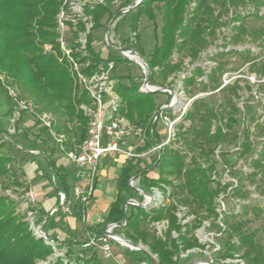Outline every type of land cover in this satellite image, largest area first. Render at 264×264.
Returning <instances> with one entry per match:
<instances>
[{
  "label": "trees",
  "instance_id": "obj_1",
  "mask_svg": "<svg viewBox=\"0 0 264 264\" xmlns=\"http://www.w3.org/2000/svg\"><path fill=\"white\" fill-rule=\"evenodd\" d=\"M65 1L0 0V75L6 77L19 93L40 111L52 115L56 123L55 130L67 136V145L71 147L72 141L79 144L86 139L88 117L79 106L89 104L90 99L76 84L70 66L65 61L57 60V16L62 7L66 8ZM114 1L103 0L84 4L82 15L92 24V28L100 27L104 18L106 21L119 18L116 29L127 13H131L132 31L137 29L141 16L151 23L155 34V44L151 52L146 54L137 42L135 44L136 50L147 64V81L152 86L172 87L174 77L183 70L184 59L194 63L209 44L215 41L220 42L218 49L225 46L223 41H230L231 38L232 43L250 38L249 42H257L264 47V23L257 31L247 30L245 24L246 19L253 16L264 22V0H142L133 10L126 13H121V9L129 4L125 1L113 10ZM156 12L160 15V27L157 25ZM85 22L81 18H78L75 24L68 22L73 42L80 32L85 31ZM138 37L135 34V39L138 40ZM92 42L88 32L85 36L86 56L81 58L82 62H90L89 66L83 69L87 76L92 75L99 65L104 63L99 54L94 52ZM127 42L128 40L124 43ZM45 44L52 46L51 52H44ZM225 48L219 51L216 49L210 56V52H207V57L215 66L208 71H204L200 66L193 67L189 73H185L181 85L183 90L189 93L188 88L204 77L205 80L198 83L201 92H229L226 99V107L229 110L224 108V112L228 115L230 126V123L234 122L233 115L238 111L234 100L238 97L240 86L239 80H235L231 85L221 87V78L226 73V68L219 60L230 54L237 55L245 63H251L253 71L256 58L249 49L240 52ZM129 49L131 48H124ZM174 55L177 56L176 59ZM259 76L264 77V66L259 69ZM113 88L120 100L118 113L130 124L144 130L147 141L137 151H146L154 142H160L155 130L156 122L151 119L154 111L159 108L155 107L151 100V95L157 92L142 93L138 87L119 81L114 83ZM0 92H3L1 85ZM164 94L170 97L167 93ZM5 99L10 105L6 94ZM221 119L219 107L209 106L202 99L192 100L181 116L183 123L176 128L172 138L175 142L170 140L162 146L152 164L136 171L142 161L125 157L116 181L117 198L111 204L103 223L95 227H85V230L91 233L89 239L77 242L70 239L57 240L46 235V240L65 248L67 259L71 261L64 263L61 259H56L48 264H103L94 251V246L89 243L92 239L103 236L107 224L122 221H125V225L116 231L133 244L145 247L155 256L158 264H190L192 253L184 259H181L179 254L192 249H205L194 236L195 229L204 221H209L210 228L216 233L225 235L221 246L223 251L219 254L221 260L239 259L243 264H264V247L257 238L258 230L244 229L246 222H250V217L257 218L262 209L249 203L240 207V213L217 212V198L220 196L228 195L244 200L249 193L243 190V181L247 176L242 173L234 186L223 184L214 177V151L225 141ZM185 122L187 125H184ZM26 135L27 133L23 134ZM243 135L238 155L248 158L246 163L251 170L248 176L259 177V181H264V143L255 156H249L253 151L249 130L246 129ZM45 140L52 141L47 131L41 128L28 148L40 151L42 160L37 163L41 172L53 184L54 192L64 195L66 204L71 194L69 173L64 166L56 164L53 154L57 149L53 144L47 148ZM175 143H181V146L173 147ZM9 161L8 157L0 156V178L9 172ZM151 166L157 170V178H147L146 170ZM138 174H141L137 183L139 189L150 193L151 188H157L163 198L169 200L168 203L149 208L126 205L129 198L136 199L139 203L143 201V196L129 185L130 179ZM25 191L27 192V189ZM16 205L17 203L8 196L0 195V264H36L51 255L53 249L45 243V239L33 235L29 223L25 221V214L16 213ZM56 207L58 210L61 208L59 196ZM179 207L187 210L185 215L194 216L192 221L181 224L176 214ZM83 209V205L79 203L73 209L78 220L82 218ZM44 217L34 220V225H41L40 229L45 233L49 217L47 214ZM164 220L167 221V227L161 234L150 227ZM217 220L222 226L218 225ZM172 232L176 237L172 236ZM128 254L136 261L153 264L143 251L132 250Z\"/></svg>",
  "mask_w": 264,
  "mask_h": 264
},
{
  "label": "rangeland",
  "instance_id": "obj_2",
  "mask_svg": "<svg viewBox=\"0 0 264 264\" xmlns=\"http://www.w3.org/2000/svg\"><path fill=\"white\" fill-rule=\"evenodd\" d=\"M97 1L100 2L103 0H67V6L69 7L67 14L69 18L73 19L72 23L75 24L78 18H81L83 21H86L85 31L80 32L75 41H85V36L89 32L93 39L92 47L94 52L99 54L100 58L104 60V63L108 60L114 61V68L111 71L112 81L114 83L116 81H119L120 83H123L125 85L131 84L134 87H138V89H140L143 85L144 77L139 66L133 61L123 59L118 51H116L113 47H110L107 44L106 40L108 39L110 41V44H112V46L114 47H118L121 49L130 47L131 49L129 50L137 52V54L140 56V54L136 50L135 43L137 42L138 45H140V47L144 50V52L146 54H149L155 44V34L153 33L151 23L148 22L144 16H141L139 18L137 29L135 31H132L130 30L131 13H127L122 19L121 23L117 25L116 29L115 25L119 18L114 21H106L104 18L101 22L102 25L100 27L92 28V24L88 22L86 20L87 18L83 17L82 15V7L84 6V4H92ZM125 1L129 4L128 7H131L136 3L137 0H115L113 10H115L120 4ZM156 21L158 27H160V15L157 12ZM263 23L264 22L256 19L254 16L249 17L245 21L247 30L252 31H257L258 28L263 25ZM71 33L72 30L69 26L68 30L66 31V40L70 47L71 45L75 44V42L71 40ZM135 34L139 36L138 40L137 38L135 39ZM157 36H159V33H157ZM220 37L221 35H219V38ZM126 40H128V42L124 43ZM249 41L250 38H247L246 41L232 43L231 38L230 41H223L224 43H226L225 46H221L219 48L221 49L223 47H226L225 49L240 52L249 49L251 54L256 58V61L253 64V71H251V63H245L237 55L234 56L230 54L219 60L221 63L225 64L226 68V73L221 78L222 85H224V83H226V85H231L235 80H239L238 85L240 86V88L238 89V97L234 100L238 111L233 115L232 119H234V122L230 123V126H228V115H226L224 112V108H226V110H229L228 107H226V99L229 92H201V86L198 83L200 80H205L204 77L199 78L196 84L188 88V91H190L189 93L183 90L181 85V81L185 77V73H189V70H191L193 67L200 66L204 71H208V69L215 66V63L207 57V52H210V54H208L209 56L212 55L214 51L218 49L217 46L220 43L219 41H215L214 43L209 44L207 49L200 54L199 59L194 63H190L188 59H184L183 70L176 74L172 87H169L172 93H174L176 100L173 104L169 106L166 111L169 120L173 121L174 123L173 132L175 133L177 126L183 123L180 117L183 114L185 107L187 106L188 108L189 103L192 100L202 99L204 103L209 106H214L217 108L219 107L220 113H222V119L220 120V124L224 127L225 130V141L214 151V177L216 179H219L223 184L228 183L234 186L237 182L238 177L242 173L243 175L247 176L243 181V190L249 191V193L247 198L244 200L232 198L228 195H222L221 197L217 198V203L218 205H221L222 203L226 212L233 213H240V207L244 204L253 203L255 205H258L259 209H262V212L257 218L250 217L251 220L250 222H246L244 229L245 231L258 230L257 238L264 247V181H259V177H249L248 174L251 170L249 169V166L246 163V159L248 158H241L238 155L240 143L243 140V134H245L246 129L249 130L250 139L253 143V151L250 153L249 156H255L256 151L260 148L261 144L264 143V77L259 76V69L264 66V47L258 44L257 42L252 43ZM45 45L50 46V44ZM45 45H43L44 52H51L52 46L50 49L45 50ZM140 58L144 60L143 57L140 56ZM174 58L176 59L177 56L174 55ZM57 60L59 62L64 61L60 48ZM3 92H0V135L1 133H4L6 135V138L10 141H3L0 138V156H6L10 159V161L7 163V168H9L10 170L6 175L0 178V195L8 196L10 199L17 203L15 208L16 213L25 214V221L29 223V227L32 230L33 235L36 238H41L38 237L35 230L31 228L28 213L32 209L34 210V220H37L41 217L35 210L37 209V197L35 193L41 192V190L43 189L45 191L44 194H49L52 189V184L49 179H46L45 176H42L43 174L37 163V161L42 160L41 156H29L24 150L28 148L31 141L34 139L33 133H37L38 129L40 128L38 127L36 130L33 126V132H31L29 131V129H26L28 125H30V121H28L29 123H26L25 120H20L18 128H20L22 132L19 135L9 134L7 132L10 117L9 104L6 102L5 92ZM151 100H153V104L155 107L159 106L158 110L154 111V114L151 117L153 122L156 113L160 109V106L163 104H169L170 97L168 98V96L164 94V92H157L151 95ZM109 103V96H104L102 114L103 116H105L106 121L109 120L107 110ZM25 118L30 119L32 121V124H35V122L29 116H25ZM184 125H187V122H185ZM155 130L159 135L160 141L166 142L167 137L169 135L167 131L168 128L164 125L161 119L156 122ZM24 133H27V135L23 136ZM131 137L133 136L125 137L120 142V146L122 148H131L132 150H134L135 148L141 145L138 138L132 140ZM170 140V142H175L174 140H172V135ZM145 141H147V138ZM45 143L47 148H50L52 146V143L49 140H45ZM18 146H21L22 148L19 149ZM180 146L181 143L173 144V147ZM151 148L152 146H150L149 149ZM156 157L157 153L151 152L149 153V155L140 159L142 163L137 166L136 171L141 168H144L145 166H148L150 163L152 164ZM53 159L56 161L57 165H62L65 168L69 169V179L72 178L71 172L73 170V166L71 162L57 150L54 152ZM146 171L147 178H157V170L154 168V166H151ZM43 178L45 179L43 180ZM136 183L137 182L135 181L134 186H136ZM44 188H46L47 191ZM25 189H27V191L35 192L33 193L34 202L31 203L27 199ZM150 192L153 194V199L146 208H149L151 206H158L162 202L168 203L169 200L163 199L161 192L158 191V194H154V191ZM132 199L133 198H129L128 200ZM134 201L137 202L136 199H134ZM71 204L74 205L75 208L78 203L76 200H72ZM184 212L186 213L187 210L184 209L178 212L180 218L192 221L194 216L184 215ZM237 220L238 219H235V221ZM244 220L245 218H243V221ZM204 222L209 223V221ZM39 226L41 225H35V228ZM150 227L157 231L163 229L161 228L160 223H156L155 225H152ZM60 230H62V225H54L49 230L50 233L48 234V236L53 237V235L56 233L58 234ZM113 233L123 237V234L121 235V233L116 230H114ZM214 233V229H211L203 223L200 227H197L195 229L194 236L198 239L199 243L203 244L204 246L208 245V248H205L202 251L196 250V253L193 254L189 263L195 264L199 262L213 260L214 262L220 264H243V262L239 259L221 260L219 254L223 251V248L221 246L224 242L225 235H220L216 237ZM210 242L218 244L220 246V250L214 252L213 245ZM45 243L52 247L53 252L45 260L37 261L36 264H48L55 261L56 259H61L64 263L71 262H69V259H67L68 257L66 256L65 248L55 245L51 242V240H45ZM137 245L142 246L141 244ZM128 249L130 248L128 247ZM71 264L75 263L72 262ZM146 264L150 263L146 262Z\"/></svg>",
  "mask_w": 264,
  "mask_h": 264
},
{
  "label": "built area",
  "instance_id": "obj_3",
  "mask_svg": "<svg viewBox=\"0 0 264 264\" xmlns=\"http://www.w3.org/2000/svg\"><path fill=\"white\" fill-rule=\"evenodd\" d=\"M65 7L66 8L62 7L60 9V12L57 16V30L59 33L57 43L63 55L64 61L70 66L74 74V80L76 84L81 90L87 93L88 98L90 99L89 104H81L79 106L83 114L88 117L86 139L79 144H76L74 143V141H72L71 142L73 143L72 146L68 147L67 136L64 133L57 132L55 130L56 123L52 115L40 111L35 105L32 104L30 100H28L26 97L21 95L17 90V88L14 85H12L10 81L6 79V77L2 75H0V85L1 88H3L10 102L9 105L10 117H9V127L7 129V132L11 135H19L22 132L21 129L18 128V124L20 120L25 116H29L31 119H33L35 124L40 129L42 128L47 131V133L51 137L52 140L51 142L56 147L57 151L62 153L75 166L76 170L74 173V179L72 182L71 191L77 203L83 205L84 209L82 213V220L87 222L89 217L88 203L94 192L98 165L101 158L110 153L122 155L127 159H132V158L142 159L145 156L149 155V153L151 152H156L158 154L162 146L169 143L171 135L172 138L174 136V132H173L174 123L173 121L169 120L166 110L169 108L171 104L175 102L176 98L174 93H172V91L170 90V88L167 87L163 88L164 93L167 94L169 93V96L171 95L170 101L169 104L161 105L159 111L156 113L154 117V122H157L159 119H161L164 125L168 128L167 131L169 135L167 137L166 142L163 141H160L158 143L154 142L151 149H148L143 152H138L137 149L144 146L146 142L145 141L146 136L144 130L141 127H137L136 125L130 124L118 113L120 100L117 94L114 92V88H113L114 82L112 81V76H111V71L114 68V61L108 60L105 63L100 64L97 70L90 76L84 74L83 69L88 67L90 64L88 60L85 62L81 61V58L86 56L85 41L77 40V42L75 41L76 45H71V47L68 45V42L66 40V31L68 30L69 27L68 22L72 23L73 19L69 18L67 14L69 8L67 6V0L65 1ZM108 41L109 40L107 39L106 40L107 44ZM109 46L113 47L116 51L119 50L118 52L121 54V57L123 59L133 61L134 63L138 62L139 64L137 63L136 64L141 69L143 77H144V71L147 70L148 72L146 62L140 58L137 52L114 47L112 46V44H109ZM50 48L51 45L50 46L45 45V50ZM142 62L144 63V65L141 64ZM225 85L226 83H224V85H221V87ZM148 87H152L153 89L160 88L152 85ZM139 91L142 93H147L146 87H144V85H142ZM104 96H109L110 99V103L107 109L109 116L108 121H106L105 116H103L102 114ZM186 109L187 106L185 107L184 112L186 111ZM0 136H1L0 138L3 141H10L6 138V135L4 133H1ZM127 136H133L135 138H138L141 145L135 148L134 150H132L131 148L130 149L122 148L120 146V142ZM18 148L21 149L22 147L18 146ZM24 150L29 156H38L41 154L38 149L27 148ZM135 181L138 183V179ZM135 181L133 180L132 177L129 181V185L132 188L134 187V190L137 189L139 191H142L141 189L138 188L137 183L136 186H134ZM151 191L152 192L154 191L153 192L154 194L155 193L158 194L160 192L157 188H151ZM147 194L151 195V197H143V201L141 203L135 202L134 199L128 200L130 201L129 204L131 205L141 204L143 208H146L147 205H149V203L153 199V194L151 192ZM26 197L31 203L34 202V195L31 191L26 192ZM60 200L61 203H64V196L62 194L60 195ZM70 207H71V202L68 201L66 202V204H64L63 209L67 213H70L71 212ZM184 209L185 208L183 207H179L176 213L177 217L181 220V224H184L188 221L185 219H181L178 214L179 211H182ZM224 211H225L224 206L221 203V205L217 207V212L221 214ZM33 215H34V211L30 210L28 216H29L31 228L35 230L38 237H41L46 240L47 239L46 235L41 231V229H39L40 234L37 232V229L39 227L35 228ZM157 223H160L161 228H163L162 230L161 229L158 231L156 230L158 234H161V232L165 230L167 227V221L164 220ZM217 223L218 225L222 226L219 220H217ZM203 224L210 227L209 223L203 222ZM124 225H125V221H122L121 223H110L105 228V231L108 232L110 236L103 235L101 238H98L104 243L102 246V250L107 255L109 254V250H110L108 241H112V239H117L118 237V235L113 233L114 230L122 228ZM214 235L217 237L220 236L221 234L215 232ZM172 236L176 237V234L172 232ZM96 240L97 239H92L89 244L94 246ZM211 244L213 245L214 252L220 250V246L218 244L214 242H212ZM205 248H208V245H206ZM196 250L199 251V249H192L186 252H181L179 254V257L181 259L187 258L190 253L192 254L196 253Z\"/></svg>",
  "mask_w": 264,
  "mask_h": 264
},
{
  "label": "crops",
  "instance_id": "obj_4",
  "mask_svg": "<svg viewBox=\"0 0 264 264\" xmlns=\"http://www.w3.org/2000/svg\"><path fill=\"white\" fill-rule=\"evenodd\" d=\"M127 85H131V84H127ZM23 120H25L26 123H29L28 121H30V125H28L26 129H29V131L33 132L32 128L34 126V128L37 130L38 126L36 124H32V121L30 119L23 117L21 121ZM39 132L40 129H38L37 133L34 132L33 138L37 136ZM40 137H42V134L40 135ZM131 139L133 140L137 138L131 137ZM125 160L126 158L124 156L113 153L107 154L101 158L98 165L94 192L92 194V198L88 203L89 217L87 222L83 221L82 218L81 220H78L74 216L73 209L75 208L74 205L72 204L70 207L71 210L70 213H67L63 209V207H61L60 210H58V207H56V203L58 200V196L60 200V195L62 193H55L52 187L53 186L52 183H51L52 189L50 193L47 195L44 194L45 191L43 189L41 190V192H36V193L32 191V193H35L37 197V207H36L37 209H35L36 212L41 217H44V215L46 214L47 217H49L47 224V231L43 233L48 236V234L50 233L49 230L54 225L60 224L62 225V230H60L58 234L57 233L54 234L53 237L52 236H48V237H52L57 240L70 239L72 241H77V242H82L86 239H89L91 233L85 230V227L86 226L95 227L97 224L103 223L104 220L106 219L111 204L117 198L118 189L116 186V181L120 173V170L124 165ZM72 166H73V170L71 172L72 178L69 179L68 176V183L71 187L74 179V173L76 170L73 164ZM65 169L67 170L68 173L70 172L69 169L67 168ZM44 179L45 178H43V180ZM46 179L48 178L46 177ZM44 189L47 191L46 188ZM72 200L75 199L71 191L69 201L71 202ZM60 204H61V200H60ZM103 244L104 243L101 240L97 239L93 248L94 251L97 253L98 258L103 262V264H146L145 262L136 261L132 256L128 254V252L132 251V249H128V247L120 243H117L115 241H108L110 250H109V254L107 255L102 250Z\"/></svg>",
  "mask_w": 264,
  "mask_h": 264
},
{
  "label": "water",
  "instance_id": "obj_5",
  "mask_svg": "<svg viewBox=\"0 0 264 264\" xmlns=\"http://www.w3.org/2000/svg\"><path fill=\"white\" fill-rule=\"evenodd\" d=\"M141 1H142V0H137V2H136L133 6H131V7H127V8H125V9H122V10H121V13H126V12H128V11H130V10H133L138 4H140ZM109 44H110V43H109V41H108V45H109ZM118 51H119V50H118ZM136 63L139 64L138 62H136ZM141 64L144 65L143 62H142ZM147 79H148V72H147V70H145V71H144V81H143V85H144V87H148V86H150V85H148V81H147ZM146 90H147V91H146L147 93L163 92V88L146 89ZM140 176H141V174L136 175L135 177H133V180H134V181L137 180ZM133 188H134V187H133ZM136 191L139 192L141 195H143V197H151V195H149V194H147V193H143L142 191H139V190H137V189H136ZM129 203H130V201H127V202H126V205L129 204ZM60 205H61V207H63V206H64V203H61ZM126 205H125V208H126ZM136 205L142 207L141 204H136ZM147 206H148V205H147ZM40 227H41V226H39V228L37 229V232H38L39 234H40V230H39ZM103 235H105V236H110V234H109L108 232H106V231H104ZM120 240H123V241L129 243V245L122 243ZM112 241H115V242L120 243V244H122V245H124V246H127V247L131 248L132 250H140V251H143V252H145V253L148 255V257L150 258V260H151V262H152L153 264H158L157 261H156L155 256L151 255V254H150V253H149V252H148L143 246L135 245V244H133L132 242H130L129 240H126V239H124V238L121 237V236H118L117 239H112ZM205 263H207V264H220V263L214 262L213 260L206 261ZM195 264H197V263H195Z\"/></svg>",
  "mask_w": 264,
  "mask_h": 264
},
{
  "label": "bare ground",
  "instance_id": "obj_6",
  "mask_svg": "<svg viewBox=\"0 0 264 264\" xmlns=\"http://www.w3.org/2000/svg\"><path fill=\"white\" fill-rule=\"evenodd\" d=\"M146 89H153L152 87H146ZM122 243H124V244H127V245H129V243H127V242H125V241H123V240H120ZM197 264H207V263H205V262H199V263H197Z\"/></svg>",
  "mask_w": 264,
  "mask_h": 264
}]
</instances>
